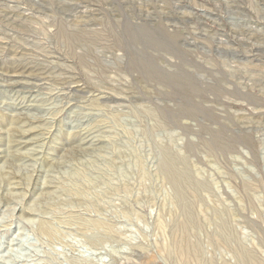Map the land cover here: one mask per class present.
Listing matches in <instances>:
<instances>
[{
    "label": "rangeland",
    "instance_id": "obj_1",
    "mask_svg": "<svg viewBox=\"0 0 264 264\" xmlns=\"http://www.w3.org/2000/svg\"><path fill=\"white\" fill-rule=\"evenodd\" d=\"M243 262L264 264V0H0V264Z\"/></svg>",
    "mask_w": 264,
    "mask_h": 264
},
{
    "label": "bare ground",
    "instance_id": "obj_2",
    "mask_svg": "<svg viewBox=\"0 0 264 264\" xmlns=\"http://www.w3.org/2000/svg\"><path fill=\"white\" fill-rule=\"evenodd\" d=\"M8 143H9V145H11L12 147H15V148H18V146H20L21 144H20V142H19V140H17V138H13V139H11L10 141H8ZM166 160V159H165ZM174 160V159H173ZM166 162V161H165ZM173 161L171 160V163H172ZM177 166V165H176ZM179 167V166H178ZM179 169V168H178ZM182 169V168H181ZM184 169V168H183ZM164 171L167 173V175L169 176V178L171 179V181H172V184H173V186H174V189H175V191H176V196L178 197V198H180V199H185L184 197H183V189H184V187L185 186H187L186 184H188L189 183V181H188V179H187V176L185 175V172H182V171H178L177 169H175V167L173 166V165H169L168 167L167 166H165L164 167ZM192 181V180H191ZM198 185V184H197ZM196 185V186H197ZM200 186V185H199ZM198 186V187H199ZM189 188H191V187H189ZM199 189H200V187H199ZM196 191V190H195ZM188 192H190V191H188ZM192 193V192H191ZM185 195V194H184ZM192 195V197L194 196L193 194H191ZM183 197V198H182ZM194 197H196V196H194ZM186 199H187V197H186ZM184 204V203H183ZM186 204V203H185ZM188 205H190L189 203H187ZM188 207V206H187ZM188 212H190V211H187V214H188ZM190 217V216H189ZM188 218V217H187ZM189 219V218H188ZM191 220H193V219H191ZM189 222H190V220H189ZM194 222V221H193ZM183 223H184V221H183ZM191 223V222H190ZM182 224V223H181ZM178 225V224H177ZM190 225V224H189ZM178 227V226H177ZM181 227V226H180ZM179 227V228H180ZM182 227H183V225H182ZM187 227V226H186ZM222 228V227H221ZM185 229V228H184ZM222 229H224V228H222ZM182 230V229H181ZM189 230V229H188ZM226 230V229H225ZM177 231V230H176ZM185 232H187L186 230H184ZM227 231V230H226ZM181 232V231H180ZM183 232V231H182ZM181 232V233H182ZM225 233V232H224ZM183 234V233H182ZM188 234V233H187ZM221 234H223V233H221ZM182 236H184V235H182ZM188 237V236H187ZM226 237H227V235H226ZM182 238H184V237H182ZM223 238V237H222ZM221 238V239H222ZM185 239V238H184ZM220 239V240H221ZM225 238H223V240H224ZM228 239V238H227ZM186 240V239H185ZM178 241V240H177ZM219 242V241H218ZM228 242H229V240H228ZM185 243H187V241H185ZM184 243V244H185ZM188 244V243H187ZM186 244V245H187ZM176 246V245H175ZM182 246V245H181ZM180 245L178 246V248L179 247H181ZM191 246V245H190ZM193 246V245H192ZM197 246V245H196ZM183 247V246H182ZM181 247V248H182ZM186 248H187V246H185ZM178 248H177V250H178ZM191 248V247H190ZM196 248V247H195ZM183 249V248H182ZM200 249V248H199ZM241 249V248H240ZM176 250V251H177ZM190 250H195L194 249V246H193V249H190ZM238 250V249H237ZM242 250V249H241ZM240 250V251H241ZM185 251H187L186 253L188 254V250L186 249ZM184 251V252H185ZM196 252H198L197 250H195ZM245 251V250H244ZM243 251V252H244ZM179 251H177V253H178ZM194 252V251H193ZM239 252V251H238ZM246 252V251H245ZM181 253H182V250H181ZM235 253H237V252H235ZM187 254H185V255H187ZM195 255H196V253H194ZM200 254V253H199ZM247 254V253H246ZM246 254H244V253H242V252H240L238 255V257L240 258V260H239V262H241V261H244V260H249V257L246 255ZM176 255V254H175ZM178 255V254H177ZM180 255V254H179ZM178 255V256H179ZM183 256H184V253L182 254ZM192 255V254H191ZM190 255V256H191ZM195 255H193V256H195ZM189 256V255H188ZM237 256V255H236ZM187 257V256H186ZM197 257V256H196ZM181 258V257H180ZM183 258V257H182ZM198 258V257H197ZM255 258V257H254ZM238 259V258H237ZM183 260V259H182ZM186 260H187V258H186ZM188 261V260H187ZM257 261V260H256ZM255 261V262H256ZM248 262V261H247ZM186 263V262H185ZM244 263V262H243ZM249 263V262H248ZM211 264V263H210ZM242 264V263H241ZM245 264V263H244ZM260 264V263H259Z\"/></svg>",
    "mask_w": 264,
    "mask_h": 264
}]
</instances>
